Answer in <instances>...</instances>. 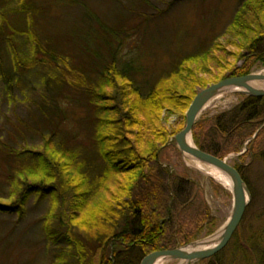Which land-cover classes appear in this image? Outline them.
<instances>
[{"label": "trees", "instance_id": "trees-1", "mask_svg": "<svg viewBox=\"0 0 264 264\" xmlns=\"http://www.w3.org/2000/svg\"><path fill=\"white\" fill-rule=\"evenodd\" d=\"M52 3L68 7L80 6L81 1L0 0V12L2 6L14 5L0 16L6 24L0 27V74L12 88L11 71L23 75L44 65L48 67L45 83L48 88L54 85V95L47 88L44 95L48 97L44 96L45 102L38 108V114L43 116L41 123H36L42 137L38 150L26 144L19 150L0 141V150L11 164L6 176L9 201L0 200V214H23L32 195L49 196L53 211H60L49 218L44 228L53 229L55 220L61 222L59 225L66 231L60 236L71 250L68 257L74 260L62 264H141L153 252L186 245L184 241L176 245V237L170 233L173 196L168 181H162L158 160L170 139L185 127V115L198 89L264 68V0L240 3L227 28L231 35L229 43L236 51L226 50L225 55L232 60L213 56L212 51L219 50V44L214 43L201 53L189 54L176 62L146 94L134 86L132 65L119 66L122 43L117 36L121 30L107 28L87 8L79 25L63 34L47 33L40 20L46 18ZM9 12L20 28L8 25ZM19 35L27 38V51L17 42L15 36ZM210 61L217 62L218 72H213ZM240 61L244 64L238 67ZM66 93H77L83 102L92 137L90 147L74 144L63 132ZM164 110L182 118L171 132L163 125ZM216 120L212 128L196 123V146L222 159L241 153L264 123V97L244 96L240 105ZM252 126L255 129L246 134ZM259 134L255 139L258 146L264 139ZM253 143H249L246 156L255 153ZM259 151L264 156V147ZM246 156L238 157L235 167L251 189L246 165L240 162ZM152 162L156 163L153 167ZM75 227L84 236H78ZM49 231L50 238L56 235ZM239 236L240 231L233 238L237 248L233 262L264 264V250L260 254L253 252L252 243L257 235L248 245H242ZM112 243L116 249L110 255ZM65 257L62 253L61 260ZM210 261L224 264L219 262V255L206 262Z\"/></svg>", "mask_w": 264, "mask_h": 264}, {"label": "rangeland", "instance_id": "rangeland-1", "mask_svg": "<svg viewBox=\"0 0 264 264\" xmlns=\"http://www.w3.org/2000/svg\"><path fill=\"white\" fill-rule=\"evenodd\" d=\"M80 1V6L72 4L68 7L52 3L53 6H50L46 18L40 20L44 31L53 35L63 34L69 28L79 25L85 9H91L104 26L121 30L122 33L117 36L122 43L119 66L132 65L134 86L140 88L143 94L151 91L157 81L166 76L164 74L170 71L176 62L189 54L201 53L214 43L219 44V50H213L212 55L220 59L225 56L232 60L230 56L225 55L226 50L236 51V47L229 43L231 35L227 28L243 0H181L174 4L169 3V0ZM13 7V4L2 6L0 16ZM8 14V25L20 28V25L15 23L12 13ZM1 25L6 26L2 17H0V27ZM15 38L25 51L29 49L26 37L19 35ZM243 64L244 61H240L238 67ZM208 65L213 72H218L215 69L217 62L210 61ZM47 70L48 67L43 65L23 75L15 70L11 71L12 88L7 78L0 74V141L15 149L20 150L26 144L38 150L42 145V137L39 129H36V123L43 119V116L38 114V108L45 102L44 96L48 97L44 95L48 88L45 83ZM261 71H264V68L254 69L253 73ZM53 86L51 84L49 87L50 95H54ZM66 95L68 99L64 100L62 108L66 113V121L62 125L63 132L74 144L90 147L92 137L86 124L87 115L82 106L83 102L77 93L71 95L66 93ZM61 100L60 97L59 101ZM243 101L244 95L239 92L224 93L208 103L198 117L197 123L201 126L205 125L204 128H212L221 114L233 111ZM34 114L36 117L33 116ZM162 121L171 132L179 125L182 118L164 110ZM263 125L264 123L258 127L256 133ZM254 129L255 127L252 126L246 134ZM261 130L259 135L262 138L264 127ZM213 132L211 131L210 134ZM253 137L245 143L241 153H231L227 158L235 167L238 157L246 156L249 143L254 141L251 148L256 147L255 153L249 152V155L240 161L246 165L252 199L236 233L240 231L242 245H248L249 240L256 234L257 238L252 243L253 252L257 250L260 254L264 250V156L259 154L258 150L264 147V139L258 146L256 138ZM2 152L0 150V200L9 201L10 187L6 176L11 164ZM158 163L162 168L164 177L162 181H168L173 196V227L170 233L176 237L174 238L176 245L184 241L187 242L186 245L180 247H185L217 235L229 220L233 209V196L229 189L197 169L195 162L184 156L176 144L162 149ZM154 165L155 162L150 163L151 167ZM252 194L255 196L252 197ZM53 210L54 204L49 196L40 198L34 194L30 197L23 214H0V264H62V262L74 261L68 257L71 250L67 246V241L60 236L66 231L59 225L61 222L55 220L52 224L53 229L44 228L49 223V218H53L60 208L55 209L56 212ZM73 229L78 236L83 234L78 228ZM49 230H53L56 235L50 238ZM234 245L233 239L225 249L216 254L219 255V262L235 264L233 259L237 248ZM114 248L112 243L110 255H113L112 252L116 249ZM249 248L251 250V247ZM62 253L66 254L64 260H61ZM207 260L196 264H213L211 261L206 262ZM180 262V260H166L163 264H180Z\"/></svg>", "mask_w": 264, "mask_h": 264}, {"label": "water", "instance_id": "water-1", "mask_svg": "<svg viewBox=\"0 0 264 264\" xmlns=\"http://www.w3.org/2000/svg\"><path fill=\"white\" fill-rule=\"evenodd\" d=\"M254 82L264 84V75L260 73H252L241 77L228 78L216 84L209 85L206 89L198 91L186 113V125L184 129L172 137L165 146L168 147L176 144L184 156L199 163L215 167L227 175L231 180L232 187L229 191L233 196V209L229 220L218 233L220 235L217 244L211 249L197 250L202 247L210 246L211 238L216 236L214 235L203 241L195 242L185 247L153 252L147 255L142 260L141 264H156L161 259L180 260L186 261L187 264H196L197 262L210 259L218 254L228 246L234 237L243 221L246 210L251 203L250 190L241 173L229 163L228 158L222 159L218 156L207 153L196 146L193 141V130L198 117L208 103L224 93L235 91L248 97H264V87L256 88L252 85ZM259 131L253 139L258 136ZM188 249H192V251H188Z\"/></svg>", "mask_w": 264, "mask_h": 264}, {"label": "bare ground", "instance_id": "bare-ground-1", "mask_svg": "<svg viewBox=\"0 0 264 264\" xmlns=\"http://www.w3.org/2000/svg\"><path fill=\"white\" fill-rule=\"evenodd\" d=\"M260 74L264 75V71L259 72ZM254 87L256 88H262L264 87V84L259 83V82H254L252 84ZM193 160V159H192ZM196 164L197 169H199L202 173H204L205 175L215 179L217 182H219L220 184H222L224 187H226L227 189H231L232 187V182L231 180L228 178L227 175H225L223 172H221L220 170L216 169L215 167L206 165V164H202L199 163L195 160H193ZM229 161V160H228ZM219 235L217 234L216 236H214L213 238H211V244L210 246H206V247H202L200 249L197 250H205V249H211L213 248L219 239ZM188 251H192V249H188ZM166 260H159L156 264H163V262H165ZM180 264H187L186 261H181Z\"/></svg>", "mask_w": 264, "mask_h": 264}]
</instances>
